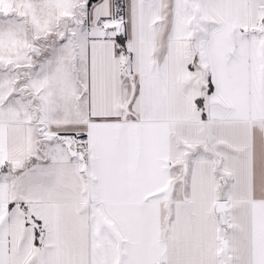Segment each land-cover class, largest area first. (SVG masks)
I'll return each instance as SVG.
<instances>
[{"label": "snow or ice", "instance_id": "obj_1", "mask_svg": "<svg viewBox=\"0 0 264 264\" xmlns=\"http://www.w3.org/2000/svg\"><path fill=\"white\" fill-rule=\"evenodd\" d=\"M0 264H264V0H0Z\"/></svg>", "mask_w": 264, "mask_h": 264}]
</instances>
